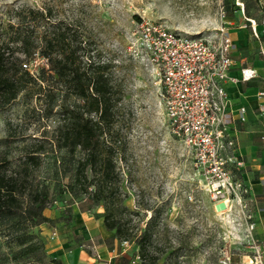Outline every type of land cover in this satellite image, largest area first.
I'll list each match as a JSON object with an SVG mask.
<instances>
[{
  "label": "rangeland",
  "instance_id": "374dc122",
  "mask_svg": "<svg viewBox=\"0 0 264 264\" xmlns=\"http://www.w3.org/2000/svg\"><path fill=\"white\" fill-rule=\"evenodd\" d=\"M21 2H47L54 6L55 15L77 20L88 39L90 54L112 63L111 73L122 93L110 132L116 172L113 213L137 253L140 234L147 228L141 239L140 263L224 264L225 258L227 264H246L250 251L238 206L234 202L228 207L217 206L219 202L211 197L193 158L169 132L155 70L135 60L127 46L142 17L159 20L177 31L213 34L221 22L222 5L229 31L242 24L249 31L247 53L242 49L245 46L234 44L235 54L249 59L256 50L264 60V37L252 42L257 38L249 20L263 17L264 0H0V17H8L13 5ZM23 61L36 79L23 76L22 88L13 98L0 97V165L18 170L25 153H39L37 163L29 161L24 172V195L28 189L43 186L48 191L47 208L63 215L73 207H91L86 195L73 198L65 188L70 180L65 168L81 157L83 150L77 147L67 152L52 143L59 121L56 91L69 92V88L54 82L43 57L33 54ZM262 70L264 75V64ZM47 85L54 90L45 91ZM72 100L68 95L67 102ZM21 200L25 204V196ZM93 208L103 209L99 205ZM27 223L22 219L13 226L0 224V264H33L29 254L14 257L19 247L16 235L32 230L43 236L44 223L35 227Z\"/></svg>",
  "mask_w": 264,
  "mask_h": 264
},
{
  "label": "trees",
  "instance_id": "16d2710c",
  "mask_svg": "<svg viewBox=\"0 0 264 264\" xmlns=\"http://www.w3.org/2000/svg\"><path fill=\"white\" fill-rule=\"evenodd\" d=\"M11 12L6 18L0 17V97L13 98L22 88L23 76L36 79L26 67L24 58L35 54L46 60L53 72L49 76L69 88V92L58 88L56 91L55 113L59 121L53 130L52 143L67 152L77 147L83 150V155L70 161L65 168L70 173L65 188L73 198L83 194L91 200V207L85 210L101 206L103 209L97 215L102 217L103 224L118 238L126 239L127 233L113 213L111 198L116 188L113 180L116 172L110 132L114 129L122 96L120 84L114 81L111 73L112 63L100 56L94 58L77 20L55 15L52 4L21 2L13 5ZM40 69L42 72L43 68ZM50 90L54 89L47 85L45 91ZM68 95L73 96L71 103L67 102ZM38 157L39 153H25L18 170L11 171L0 165V224L5 222L13 226L25 219L28 227H35L56 220L44 213L46 188H31L25 195L21 191L27 164L29 161L37 163ZM22 196H25V204ZM39 232L31 230L16 235L19 247L14 257L29 254L33 256V264H65L59 257L46 253ZM146 235L147 228L138 238L141 254L144 250L141 239Z\"/></svg>",
  "mask_w": 264,
  "mask_h": 264
},
{
  "label": "built area",
  "instance_id": "2783aa9c",
  "mask_svg": "<svg viewBox=\"0 0 264 264\" xmlns=\"http://www.w3.org/2000/svg\"><path fill=\"white\" fill-rule=\"evenodd\" d=\"M224 17L221 5V22L210 35L177 31L159 20L142 17L127 48L135 60L155 70L157 92L169 132L182 142L186 153L193 158L211 197L218 202L224 201L227 207L231 202L238 206L243 236L250 251L246 264H264V242L254 234L250 187L237 175L243 159L229 133L235 111L226 83L238 78L230 72L235 64L234 43L223 22ZM249 20L253 34L259 36L256 21ZM261 23L264 35V17ZM254 75L255 69L241 67L242 79ZM258 96L261 99L258 109L264 114V89L258 91ZM244 111L243 105L236 108L240 118ZM128 243L127 239L121 241L122 245ZM139 257L137 253L138 260ZM223 262L228 263L225 258Z\"/></svg>",
  "mask_w": 264,
  "mask_h": 264
},
{
  "label": "crops",
  "instance_id": "0c3cea01",
  "mask_svg": "<svg viewBox=\"0 0 264 264\" xmlns=\"http://www.w3.org/2000/svg\"><path fill=\"white\" fill-rule=\"evenodd\" d=\"M261 20H255L260 35H254L257 39L253 38L252 42L264 37ZM225 21L226 19L223 22L228 28ZM240 26L231 27V33L229 28L228 31L233 43L245 46L242 49L247 53L246 49H249L251 43L248 40L249 31L243 24ZM234 49L235 45L232 50L235 64L230 72L238 80L226 83V90L235 111L229 133L234 137L237 152L243 159L237 175L250 187L255 220L254 234L264 242V138H261L264 133V114L258 109L261 101L258 91L264 89V60L256 50L251 51L252 57L247 59L244 53L237 56ZM241 67L255 69V75L242 79ZM240 105L245 107L242 118L236 112ZM45 209L48 210L44 211L45 215L51 218L59 216L53 223H44L41 226L48 255L59 257L65 264H141L136 258L137 249L134 244L122 245V239L103 224L102 217L97 215L102 210L73 207L68 214L63 215L57 209Z\"/></svg>",
  "mask_w": 264,
  "mask_h": 264
},
{
  "label": "bare ground",
  "instance_id": "6f19581e",
  "mask_svg": "<svg viewBox=\"0 0 264 264\" xmlns=\"http://www.w3.org/2000/svg\"><path fill=\"white\" fill-rule=\"evenodd\" d=\"M224 204H225L224 201H220V202L217 204V206H219V207H224Z\"/></svg>",
  "mask_w": 264,
  "mask_h": 264
}]
</instances>
